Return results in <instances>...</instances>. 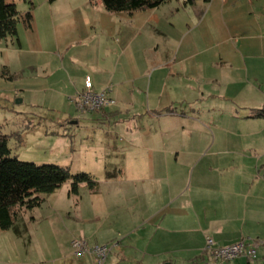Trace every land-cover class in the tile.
Segmentation results:
<instances>
[{
    "label": "crops",
    "instance_id": "crops-1",
    "mask_svg": "<svg viewBox=\"0 0 264 264\" xmlns=\"http://www.w3.org/2000/svg\"><path fill=\"white\" fill-rule=\"evenodd\" d=\"M68 8L53 12L59 31L53 50L35 41L30 60L12 66L13 62L2 59L9 36L0 41V69L6 66L18 75L14 80L23 84L16 91L27 92L31 105L39 106L43 95L51 92L52 112L59 113L63 105L64 113L73 108L75 113L58 123L70 121L78 126V118L86 117L98 126L137 129L128 143L129 149L136 148L139 159L134 168L128 167L129 153L118 147L120 142L106 140V173H114L107 177V184L119 176L137 174L129 178L138 187L132 196H122L132 213L124 220V232H118L123 239H117V234L104 242L86 237L92 244L119 242L106 264H198L206 256L208 238L221 245L246 237L264 242V163L257 169L260 163L250 156L254 150L260 157L258 150L264 149V116L252 115L253 110L264 108V0H167L133 12L108 11L102 0H68ZM24 48L20 43L16 50ZM199 61L208 69H219L216 81L203 78V91L186 83ZM87 76L99 90L112 84L116 104L93 114L79 113L73 98L85 89ZM67 100L69 104H64ZM197 101L209 110L206 122L224 142L212 151L215 133L213 144L198 141L202 155L193 151L186 157L179 153L178 138L190 147V137L186 143L172 124L200 117L190 107ZM178 104L191 108L188 115L172 110ZM225 112L237 127L235 134L221 132L228 126L219 121ZM183 151L189 153V148ZM244 158H250V163ZM108 202L107 206L118 204ZM79 216L100 221L97 211ZM164 233L184 235L182 244L162 248ZM44 264L96 261L93 255L76 256L72 247L70 254L54 256ZM227 264H264V248L255 262L239 257Z\"/></svg>",
    "mask_w": 264,
    "mask_h": 264
},
{
    "label": "rangeland",
    "instance_id": "rangeland-1",
    "mask_svg": "<svg viewBox=\"0 0 264 264\" xmlns=\"http://www.w3.org/2000/svg\"><path fill=\"white\" fill-rule=\"evenodd\" d=\"M15 2L22 16L27 12L32 13L33 23L32 27H27L24 20H21L18 24L19 40L16 37H10L7 41H4L6 44L2 49L4 51L2 59L5 62H13L11 63L12 66H14V62L15 64L20 61L27 63L30 60L33 54L32 46L35 41L41 40L43 49L53 50V39L59 33L53 23V12L69 9L68 0L53 1V5L51 0H16ZM20 43L25 48L18 51L16 48H19ZM7 47L11 50H7ZM200 64L202 63L199 61L194 65L193 74H189V80L186 81L190 86L194 85L197 91L200 89L203 91V78L205 76L216 81L214 76L219 75V69H208ZM1 70L2 68L0 69V130L3 134L8 135L12 154L23 161L70 166L73 174L87 172L100 182L101 190L98 194H92L86 184H81L78 194H69L71 181H67L53 193L46 194V201L40 207L21 213L19 225L22 228L24 227L23 223L27 225V232L22 237L17 236L13 229L0 230V264H44L46 260L52 259L54 256L58 258L61 257V254H70L72 241L77 237H93L92 240L96 238V240L104 242L105 237L117 234V239H123V235L120 236L118 232H124L123 230L126 228V221L124 222V220L130 218L132 213L126 210L128 207H126V201L122 199V196L125 194H127L126 196H132L137 191V185L134 186L135 179L129 178L137 176V174L119 176L113 184H107L105 149L109 144L108 141L120 142L118 144H121V146L118 147H123L129 153L128 167L134 168L139 163V159H137L136 148L129 149L128 143L132 140L137 129L131 127L128 130H118L114 124L98 126L86 117L78 118V126L76 124L71 125L70 121L64 122V124L58 123L71 113L74 114L73 108H69L64 113L62 112L64 110L62 109L63 105L59 108L62 114L52 112L48 100L51 92L43 95L40 100H44V102L39 106L31 105V99L27 92L22 95L19 90L16 91L23 84L20 82L21 80L4 77L1 75ZM179 77L184 79L185 75H179ZM218 84L220 82L214 83V86ZM185 87L187 86L185 85ZM66 103L69 104L68 100L64 101V104ZM203 106L202 101L190 105L191 108H195L197 114L200 113V117L193 115L194 121L178 119L172 124L177 135L185 137L186 143H188L187 137H190L189 143H192L190 147L188 144L185 146L182 142L183 138H178L180 144L177 148H179L180 155L189 157L193 151V153L199 154L202 148L198 141H202L204 144H213V134L215 133L216 141L212 145L214 146L212 151L219 148L218 145L224 142L220 141V132L213 130L206 122L211 116L209 110H204ZM191 108L178 104L176 107H172V110H175L177 115L182 116L188 115ZM196 117L199 118L200 122ZM227 117H229V114L226 115L225 112L219 121L222 126L225 125L226 127V124H228L225 129L230 130L221 129L223 130L221 132L228 135L230 132L235 134L237 127L235 124L231 125ZM223 119L226 121L222 122ZM180 124H184L185 128H181ZM125 125H129V123L126 122ZM218 128L220 129L219 126ZM171 130L173 133V127ZM168 143L171 144V142ZM188 148L189 153L183 151ZM234 153L240 154L237 151ZM258 154H260V157L255 155L254 150L250 152V156L254 158L253 160H258L256 162L260 163L257 169H261L264 163V149L259 148ZM199 155H202V153ZM244 161L247 164L250 163L251 159L244 158ZM186 179L188 178H185L184 181ZM154 186L157 185L154 184ZM159 186L165 188L163 183ZM108 201L118 204L107 206ZM96 211L100 216L99 223L90 219V217L82 219L79 216L82 212L90 215ZM180 212L178 210V213ZM187 235L185 237L188 239ZM189 236L198 238L196 235L190 234ZM183 237L184 235L164 233L160 238L161 247L169 249L171 245H181L182 241L180 239ZM71 238L73 240L70 245ZM244 239L257 238L246 237ZM257 240H259V244L256 245L257 258H254L251 262L257 261L258 252L261 254L262 248H264V242L260 239ZM229 262L231 260L225 264Z\"/></svg>",
    "mask_w": 264,
    "mask_h": 264
},
{
    "label": "trees",
    "instance_id": "trees-1",
    "mask_svg": "<svg viewBox=\"0 0 264 264\" xmlns=\"http://www.w3.org/2000/svg\"><path fill=\"white\" fill-rule=\"evenodd\" d=\"M167 0H102L105 8L111 12L154 8ZM24 20L27 27H32L33 15L27 12L21 15L15 2L0 0V41L10 37L18 40V24ZM1 75L15 79L10 69L3 66ZM255 117L264 116V108L252 111ZM107 177L114 173L107 171ZM71 181L69 194H78L81 184H86L89 190L97 193L100 182L87 172L73 174L70 166L56 163L28 162L12 154L9 147V137L0 130V230L13 229L22 236L27 232V225L19 224L21 213L40 207L46 201V194L53 193L65 182Z\"/></svg>",
    "mask_w": 264,
    "mask_h": 264
},
{
    "label": "built area",
    "instance_id": "built-area-1",
    "mask_svg": "<svg viewBox=\"0 0 264 264\" xmlns=\"http://www.w3.org/2000/svg\"><path fill=\"white\" fill-rule=\"evenodd\" d=\"M114 87L112 84L103 89H96L93 85L92 78L87 76L85 89L78 92L73 101L79 113H96L104 108L114 105L116 99L113 97ZM119 242L105 244H92L86 238L77 237L72 241L74 254L78 257L90 254L95 257L96 264H106L107 258L113 248ZM259 244L257 239H241L228 245H221L213 238L207 239L205 248V257L198 264H225L236 258L245 256L250 261L257 258L256 245Z\"/></svg>",
    "mask_w": 264,
    "mask_h": 264
}]
</instances>
